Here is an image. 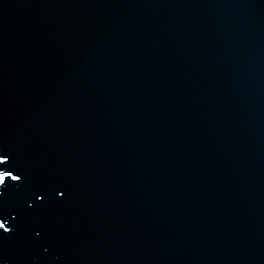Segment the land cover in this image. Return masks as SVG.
I'll return each instance as SVG.
<instances>
[{"label": "water", "instance_id": "obj_1", "mask_svg": "<svg viewBox=\"0 0 264 264\" xmlns=\"http://www.w3.org/2000/svg\"><path fill=\"white\" fill-rule=\"evenodd\" d=\"M175 264H264V0H128Z\"/></svg>", "mask_w": 264, "mask_h": 264}, {"label": "snow or ice", "instance_id": "obj_2", "mask_svg": "<svg viewBox=\"0 0 264 264\" xmlns=\"http://www.w3.org/2000/svg\"><path fill=\"white\" fill-rule=\"evenodd\" d=\"M9 162L10 161H9V158H8L7 155L0 156V164H5V163H9ZM6 175H10V173L3 172V175H0V183H2L4 181V178H5ZM12 179L13 180H17V179H19V177L13 176ZM60 195H64V193L63 192H60ZM36 199L42 200V196L41 195H37L36 196ZM3 210L6 211L5 208ZM0 229H3L4 232H9L10 231V229L5 228L4 223H0Z\"/></svg>", "mask_w": 264, "mask_h": 264}]
</instances>
